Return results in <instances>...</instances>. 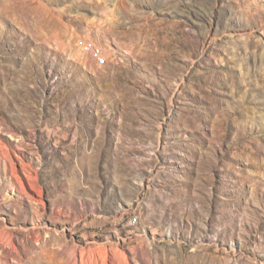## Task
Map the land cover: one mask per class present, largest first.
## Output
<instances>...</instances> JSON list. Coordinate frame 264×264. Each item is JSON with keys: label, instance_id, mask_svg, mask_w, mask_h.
I'll use <instances>...</instances> for the list:
<instances>
[{"label": "rangeland", "instance_id": "rangeland-1", "mask_svg": "<svg viewBox=\"0 0 264 264\" xmlns=\"http://www.w3.org/2000/svg\"><path fill=\"white\" fill-rule=\"evenodd\" d=\"M0 264H264V0H0Z\"/></svg>", "mask_w": 264, "mask_h": 264}, {"label": "built area", "instance_id": "built-area-1", "mask_svg": "<svg viewBox=\"0 0 264 264\" xmlns=\"http://www.w3.org/2000/svg\"><path fill=\"white\" fill-rule=\"evenodd\" d=\"M103 51L102 52H95V48H93V55L95 56L96 62L98 60V58H100L101 56H103Z\"/></svg>", "mask_w": 264, "mask_h": 264}, {"label": "bare ground", "instance_id": "bare-ground-1", "mask_svg": "<svg viewBox=\"0 0 264 264\" xmlns=\"http://www.w3.org/2000/svg\"><path fill=\"white\" fill-rule=\"evenodd\" d=\"M98 60L101 62V63H103L104 62V57H100V58H98ZM10 241V240H9Z\"/></svg>", "mask_w": 264, "mask_h": 264}]
</instances>
